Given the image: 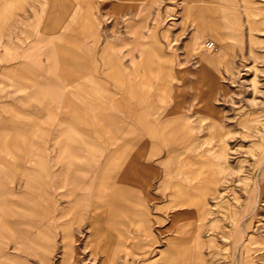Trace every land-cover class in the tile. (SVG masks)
Here are the masks:
<instances>
[{"label": "rangeland", "instance_id": "374dc122", "mask_svg": "<svg viewBox=\"0 0 264 264\" xmlns=\"http://www.w3.org/2000/svg\"><path fill=\"white\" fill-rule=\"evenodd\" d=\"M99 48L121 52L108 87L125 97L92 117L86 159L18 140L67 86L60 66ZM169 167L186 194L183 264H264V0H0V264L161 263L177 234ZM70 193L88 194L96 224ZM114 206L133 214L106 222ZM122 231L137 253L100 245Z\"/></svg>", "mask_w": 264, "mask_h": 264}, {"label": "crops", "instance_id": "0c3cea01", "mask_svg": "<svg viewBox=\"0 0 264 264\" xmlns=\"http://www.w3.org/2000/svg\"><path fill=\"white\" fill-rule=\"evenodd\" d=\"M109 56L110 57L107 55L106 48H99L98 50L95 49L93 52H89V50H87V53H84L83 56V59L86 61H68L66 62L67 67H65L62 60L63 65H61L60 68L63 67L68 70V72L63 75V77L67 79V86L65 89L58 88L56 100L47 101L48 104L43 102V104L38 105V103H36L34 109L27 111V120L24 121L26 126L20 125L17 127L18 131L16 132L19 134L18 140L24 138L28 143L35 140L34 143L40 144L39 149L41 155H43L42 149L44 148L48 150H58V153L56 154V161H59V159L63 157H65V160H68L70 163H74L76 161L82 162L83 159L85 160L87 154L83 155L76 149L83 148L81 143L90 142L91 134L97 132L91 129L92 117H98V113L101 110L106 111V109L110 106V103H112L113 98L116 95H119V93L122 94L121 98L125 97L123 92L108 87L111 85L108 81V79H110L108 75L110 74V71L122 68V63L116 60L121 57V52L115 53L114 56ZM78 73H80L79 76H76ZM25 98L29 97L26 96ZM20 100L23 101V98L20 97ZM130 106L132 105L130 104ZM125 107L128 108V104H125ZM40 109H46L47 117L50 118L47 121V125H45L42 129L39 128V124L40 119H42L44 115L41 116V114L38 113V111L40 112ZM130 109L132 108L130 107ZM32 134H35V137L30 136ZM22 135H26L27 137L25 138L23 136L22 138ZM37 137L39 138V141ZM44 141L48 144L45 147L41 145ZM16 148L18 149V146H15L13 141V146H10V149ZM93 153L95 155L97 154L95 152ZM94 154L93 158L95 156ZM40 156L38 157L40 158ZM88 158H91L90 154ZM90 161L92 162H90L89 165L91 163L92 165L95 164L94 159ZM40 162H42V159H37L35 164L40 166ZM33 168L36 169L37 167ZM173 171L174 173H172ZM167 173L169 177L168 182L173 187V190L169 194V203L173 209L169 227L171 230H177V234L171 235L169 239V242L171 243L165 251V255L162 258L161 263L159 264H176L177 262L178 264H183L184 260H181L179 255L181 251L180 246L186 244L185 231H182L185 229L187 217V211L185 208L186 194L183 196L175 193V187L179 184L174 177L175 170L173 167H169ZM183 173L185 174V169L183 170ZM58 185L62 186L61 183ZM70 196L73 197L70 205L75 214H81L82 212L85 219L91 218V223L93 222V225L100 220L99 215L93 216L91 214L92 209L90 207L84 211L80 208V205L83 201H85L84 198L88 197V194L70 193ZM117 208L118 206H114L113 209L111 208L112 212L104 218L106 222H118L120 214L121 216L133 214V210L129 208L121 209L118 213ZM132 222L136 225L141 223L139 221L135 223V218H132ZM142 227V230L146 231L144 222ZM99 233L101 234V230ZM114 234H112V239H110L109 242L107 241L108 238L104 237L103 239L102 237V243L100 242V245H113V247L118 246V248L125 247L126 252H130V254L137 253L135 248L138 245L139 237L137 234L131 231L116 232V234Z\"/></svg>", "mask_w": 264, "mask_h": 264}, {"label": "bare ground", "instance_id": "6f19581e", "mask_svg": "<svg viewBox=\"0 0 264 264\" xmlns=\"http://www.w3.org/2000/svg\"><path fill=\"white\" fill-rule=\"evenodd\" d=\"M197 197H198V199H200L201 197H202V193H199L198 195H197ZM200 201H201V199H200ZM200 206H201V203H200ZM202 207H203V204H202ZM198 212H199V208H198ZM206 217V216H205ZM96 218V217H95ZM94 218V219H95ZM200 219V218H199ZM202 219H204V217H202L200 220L201 221H203ZM206 220V219H205ZM93 223V222H92ZM98 232H100V230H97ZM115 235V234H114ZM127 236V235H126ZM101 237V236H100ZM99 237V238H100ZM116 240V239H115ZM111 241H113V240H111ZM102 243V242H101ZM112 244V243H111ZM114 244H115V241H114ZM99 245V244H98ZM98 248V247H97ZM103 248H105V246L103 245ZM102 251H103V249H102ZM110 251V250H109ZM112 253V252H111Z\"/></svg>", "mask_w": 264, "mask_h": 264}, {"label": "built area", "instance_id": "2783aa9c", "mask_svg": "<svg viewBox=\"0 0 264 264\" xmlns=\"http://www.w3.org/2000/svg\"><path fill=\"white\" fill-rule=\"evenodd\" d=\"M206 46L208 49H213V48H215V43L213 40H210V41L206 42Z\"/></svg>", "mask_w": 264, "mask_h": 264}]
</instances>
